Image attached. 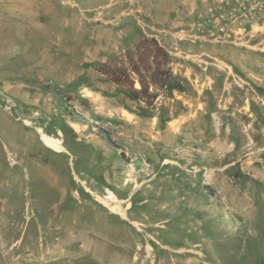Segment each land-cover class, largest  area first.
I'll use <instances>...</instances> for the list:
<instances>
[{
  "label": "rangeland",
  "instance_id": "374dc122",
  "mask_svg": "<svg viewBox=\"0 0 264 264\" xmlns=\"http://www.w3.org/2000/svg\"><path fill=\"white\" fill-rule=\"evenodd\" d=\"M204 8L0 0V264H264V35ZM146 39L151 106L99 72Z\"/></svg>",
  "mask_w": 264,
  "mask_h": 264
},
{
  "label": "trees",
  "instance_id": "16d2710c",
  "mask_svg": "<svg viewBox=\"0 0 264 264\" xmlns=\"http://www.w3.org/2000/svg\"><path fill=\"white\" fill-rule=\"evenodd\" d=\"M169 63L167 52L155 40L146 39L124 54L118 65L99 72L131 98L151 106L169 83ZM104 138L111 142L107 135Z\"/></svg>",
  "mask_w": 264,
  "mask_h": 264
},
{
  "label": "built area",
  "instance_id": "2783aa9c",
  "mask_svg": "<svg viewBox=\"0 0 264 264\" xmlns=\"http://www.w3.org/2000/svg\"><path fill=\"white\" fill-rule=\"evenodd\" d=\"M208 1L211 4H206L200 14L202 22L197 24L195 37L205 34L217 41L243 45L239 43L243 37L258 35L253 26L264 21V0H205Z\"/></svg>",
  "mask_w": 264,
  "mask_h": 264
},
{
  "label": "crops",
  "instance_id": "0c3cea01",
  "mask_svg": "<svg viewBox=\"0 0 264 264\" xmlns=\"http://www.w3.org/2000/svg\"><path fill=\"white\" fill-rule=\"evenodd\" d=\"M195 1V0H194ZM200 4L203 5V7L206 4H211V1H208L207 3L205 2V0H199ZM253 30L258 31V37L263 36L264 35V21L263 22H259L257 23V25L253 26Z\"/></svg>",
  "mask_w": 264,
  "mask_h": 264
}]
</instances>
